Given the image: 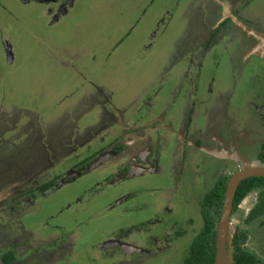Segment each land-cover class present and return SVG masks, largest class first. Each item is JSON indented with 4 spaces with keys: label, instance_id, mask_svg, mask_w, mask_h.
Here are the masks:
<instances>
[{
    "label": "rangeland",
    "instance_id": "374dc122",
    "mask_svg": "<svg viewBox=\"0 0 264 264\" xmlns=\"http://www.w3.org/2000/svg\"><path fill=\"white\" fill-rule=\"evenodd\" d=\"M68 1L66 11L62 15L57 11L60 17L57 21L54 17L51 26L44 7L34 2L8 1L17 22L0 13L4 19L0 20V130H4L6 122L10 127L8 121L18 118L12 133L14 144L4 143L0 132V188L15 187L17 181L28 178V172L41 166L36 156L40 155L37 143H34L36 148L19 146L26 139V133L29 141L33 133L43 144L44 139L54 144L68 138L70 125L76 118L69 115L75 109L68 107L79 105L76 99L83 90L78 89L80 83L86 85L91 76L106 88V93L110 90L114 93V103L120 106L135 98L134 93L143 89V81L149 82L147 87L157 83L148 96L152 99H145L143 105L150 103L154 111L149 114L160 111L168 115L159 124L162 136L176 138L182 111L194 121L192 125L196 123L189 129L193 135L191 142L202 138L199 134L208 119L212 124L214 120L228 125L233 121L238 127L245 124L253 135L264 137V51H256L261 44L256 47L252 41L246 42L240 37L241 31L230 23L226 29L228 35L226 32L215 34L207 52L200 48L206 40L207 29L220 17L227 1ZM238 6L243 12H238L235 24L246 28L244 35L258 36L264 42V0H237L232 6L234 15ZM4 41L10 44L11 61ZM241 52V57L236 59L234 55ZM241 64L248 66L243 68ZM164 68L165 79H156ZM121 90L124 94H115ZM68 94L75 101L68 99ZM86 101L81 104L84 109L92 106L87 107ZM91 103L95 108L96 100L92 99ZM95 115L86 116L80 127L96 120ZM185 118L183 124H186ZM206 128L211 132H205V136L216 131L213 125ZM39 130L41 135L37 133ZM258 136H244V142L251 148L233 145V136L226 138L221 149L202 140L201 147L190 143L188 156L192 170L178 183L181 185H178V204L173 200L170 179L159 175L141 179L150 187L149 191L112 208L96 204L82 209L76 203L77 197L87 195L104 176L99 171L83 175L60 190L54 191L51 184L47 188L42 186L41 195L32 197L34 205L21 209L19 215L15 211L1 212L3 220L12 225L4 222L7 228L0 226V253L12 251L18 264H125V261L126 264H182L192 240L203 227L202 198L220 176L230 177L241 167L235 151L243 152L250 164L257 162ZM75 160L66 156L60 162L62 167H68ZM178 167V170L186 169L183 164ZM55 173L56 169L51 170L47 177ZM139 181L122 182L113 195L132 191L131 186ZM46 192L50 195H45ZM260 192H251L232 214L230 233L234 236L237 231L246 232V249L264 264V218L246 223ZM168 208L172 211L170 217L166 213ZM139 224L144 227L141 229L144 240L134 233L135 237L128 236L127 242L136 243L149 255H137L140 257L129 261L124 260L128 257L118 256L116 251L104 247L103 241ZM7 240L11 243L5 250Z\"/></svg>",
    "mask_w": 264,
    "mask_h": 264
},
{
    "label": "flooded vegetation",
    "instance_id": "af4514ba",
    "mask_svg": "<svg viewBox=\"0 0 264 264\" xmlns=\"http://www.w3.org/2000/svg\"><path fill=\"white\" fill-rule=\"evenodd\" d=\"M8 1L9 0H0V13L5 18H7L6 16H9L13 21L17 22L18 18L16 17L15 13L12 12V10L9 8ZM19 1L24 4H31L34 2L43 6L44 13L49 15L51 19V21H49L48 23L50 25L48 26H51L53 23L52 19H54L55 17V20L57 21L60 17L56 14V12L58 11L60 15H62L66 11V4L68 0ZM70 1L72 0H69L68 2ZM200 1L202 2L203 0H199V2ZM225 1H227V4L222 6L221 15L220 17L218 16L219 18L217 17L218 19L216 20V22L210 24L211 27H209L207 29V32L205 33L206 43L204 45L201 43L200 48H203V51L207 52V50H209V47L213 43V36L215 34L218 35L220 32H226L228 30L227 26L231 23L233 26H235L241 31L239 32L240 37H243L246 42L252 41V43L256 47H259L257 46V44L260 43V50H255L258 52H263L264 49L262 48H264V42L261 40L263 38H260L258 36L256 37L254 35L249 38L248 36L244 35V31L246 28H243V26L239 23L235 24V20L237 19V17H239L238 12H243L240 9L241 6H238V11L236 10V15L232 13V6L236 3L237 0ZM191 7L193 8L194 6ZM231 14L233 15V17L230 18ZM227 16L233 20V23L230 19H228ZM0 20L3 21L4 19L0 18ZM1 23L4 24V22ZM246 32L249 33L248 30ZM232 36L233 35H231V37ZM249 47H251V45ZM4 48L8 55V60L11 61L13 59L11 53L12 51L10 44L7 41H4ZM241 55L242 52L239 54L236 53L234 57L236 56V59H238L241 57ZM228 57L232 59L233 55L228 54ZM253 57L254 56H252V58ZM189 59L191 60V58ZM241 65L243 66V68H247L246 66H248L246 64ZM202 67L203 65H201V68ZM188 69H190V67ZM164 74L165 68L163 69V71L156 75V79H165L162 77ZM91 77L93 78L94 76ZM91 77H89V82L85 83L86 85H84V83H80V87L78 89L82 90L83 88V90L80 93L81 96L76 99V103H78V100L79 105L68 107V109L71 110L75 109L74 111H70L72 113L69 115L76 116V118L74 117L70 125L67 139L65 138L63 141L54 144H51V141L44 139L45 144H43L41 140L34 137L33 133H31L33 138L29 141V133L24 132L26 133V139L21 140V142L26 143V145L22 143L19 144V146L36 148L35 144L37 143V148H40V155L38 156L37 154L36 156L39 157V161L41 160V166H39L34 172H28V178L25 181H17L18 183L15 187L9 189L4 187L0 188V226L7 228V225H12V223H7L3 220V218L1 217V212H6L9 210L13 213L15 211V214L19 215L21 213V209L34 205L32 197H35V194H40L39 190H41L42 186L47 188L50 187L49 185L51 184V188H54V191L60 190L61 188L65 187L67 184L75 181L76 179H80L83 175H88L94 171H99V173L104 174V176L95 183V186L90 189L87 195H85L83 198L77 197L75 199L77 204L82 205V209L83 207L87 209L91 208L93 205L96 204L102 206L105 205L106 207L109 206V208H112L114 204L119 205L122 204V202L129 201L131 199H136L139 195H141V193L150 190L149 186H146V184L141 182L143 178L147 175H159V177L163 176L169 178L171 182L170 186H172V188L174 189L173 191L175 196H173V200L175 204H178V183L181 180L185 179L186 176L189 175L188 172L192 170V167L190 166L191 161L189 160L190 155L188 156V149H190L189 146H191V144H194L197 147H201L200 140H202L207 143H211L214 147L221 149L222 147L224 148V141L226 140V138H228V136H233L235 137V142L233 143L232 138L230 141L233 143V145H236V143H238L243 148H251V146H248L244 142V136H258L253 135L252 131H250V128H248L245 124L238 127V125L236 126L233 121L232 125H228L227 123L225 124L221 121L217 122L215 120L212 124V122L209 121L210 119H208L205 126L202 127L203 130L200 131L199 134V137L202 138L200 140L199 138H196L191 142L190 138L193 135H190L189 129L194 121L191 118H188L189 116L187 117L188 113H182V111L179 127L180 130L176 133V138L172 139L168 134L167 136L166 134L165 136H162L160 133L161 125L159 124H163L165 120L168 119V115H166L164 112L161 113L160 111L155 113L154 115L149 114L151 113V111H154L152 110L153 108L150 107V103H147L146 107L145 105H143L145 99H152V97L148 96L152 94V90L155 88L157 83L154 86L147 87V84L149 82L143 83V81V89L137 93H134L135 98L132 100H128L127 104L120 106V104L118 105L117 103H114V93L110 90L111 86L109 87L110 91L106 93V88L99 86V83ZM87 84L92 87L93 91L88 89ZM200 90H202L201 85ZM84 93H87V97L84 96ZM222 93H220V95H222ZM71 94H68V99L75 101L71 99ZM115 94H124V91L121 90L120 92H116ZM92 99H94V102L96 100L95 108H92L94 104L91 103ZM83 100H87V107H89V104H91L92 106L87 109H84L81 106ZM140 100L143 101L141 102ZM151 106L153 107V104ZM155 107L157 106H154V108ZM90 114H96V120L90 122V124H88L87 126L84 125L83 127H80V123L82 122V120ZM184 116H186V124H183ZM8 122L11 123L10 127H7L8 123L6 122L4 128L5 131L2 129L0 130L3 138L2 141L4 143L14 144L16 141L12 139L14 136L12 133L16 130L15 128L18 124V118L12 119ZM77 123L79 126L77 125ZM182 125L183 128H181ZM212 125L215 127L216 131H214V133L210 135L205 136L204 133L208 132L206 127H208L209 129V127ZM195 126L196 123L192 125L193 128ZM164 127L167 129H171L168 125H165ZM32 131L35 130L32 129ZM37 133H39L40 135L42 134L40 130ZM7 135L8 137L5 138ZM214 135L217 139L213 138ZM258 141L259 144L255 146H258L260 150V146L264 143V137L258 136ZM18 147L16 149H18ZM199 149L200 148H198V150ZM77 152H81L80 155L76 154ZM167 153L170 154V156ZM240 153L242 154L243 152L240 151ZM66 156L69 159L73 158L74 160L75 158L76 160L68 167H62L60 161L63 157ZM184 157L186 158L185 162L183 160ZM100 159L102 160V162L94 166V163H96ZM180 163L185 165L186 169L181 167L178 170V166L181 165ZM54 169H56L57 173H55L53 177H47L49 175V172ZM49 178L51 179L49 180ZM136 180L140 181L135 182L131 186L132 191L119 192L116 195H113V191L117 192V188L120 187L119 185H121L122 182H134ZM161 186L162 185L160 184L157 187ZM110 192L111 195H109ZM45 195L49 196L50 193L46 192ZM108 201H111V203H109ZM138 208H140V206ZM171 212L172 211L168 208L166 212L168 214L167 217H170L169 215ZM4 222L7 223V225H4ZM141 226L142 224H139L137 227L134 226L127 231H120L119 233H117V236H112L105 241H118L122 245L139 248L136 243L127 242V237L131 236L134 238L135 236H133V234L136 233L135 235H141L142 239L144 240L143 235L141 234V232L144 231L141 229H144V227ZM167 237L168 235H166V238ZM8 243H11L10 240H7L6 244H4L5 250L9 247ZM119 243L109 248L111 251H116L117 254H119L118 256L128 257L124 258V260L131 259L129 261H133L134 258L140 257L142 254H150L149 252L143 253L144 251L140 248L139 249L142 252L130 250V248L122 247ZM65 245L69 244L67 243ZM9 253H11L12 259L10 262H5L4 259ZM114 254L115 253H113V255ZM16 257L17 256H15L12 251L7 253H0V262L2 264H15L16 262H18L16 260ZM124 263L126 264V261Z\"/></svg>",
    "mask_w": 264,
    "mask_h": 264
},
{
    "label": "trees",
    "instance_id": "16d2710c",
    "mask_svg": "<svg viewBox=\"0 0 264 264\" xmlns=\"http://www.w3.org/2000/svg\"><path fill=\"white\" fill-rule=\"evenodd\" d=\"M257 161L264 165V143L260 146ZM228 176L220 177L206 192L201 201L200 214L203 219V227L192 240L187 256L182 264H213L215 257L216 226L218 223L221 206L224 199ZM260 190L257 202L250 211L246 223L250 224L260 218H264V178H249L242 181L236 191L233 202L234 214L241 202L253 191ZM248 235L244 231H237L232 239L233 264H262L255 254L246 249ZM11 253L4 259L10 262Z\"/></svg>",
    "mask_w": 264,
    "mask_h": 264
},
{
    "label": "water",
    "instance_id": "95a60500",
    "mask_svg": "<svg viewBox=\"0 0 264 264\" xmlns=\"http://www.w3.org/2000/svg\"><path fill=\"white\" fill-rule=\"evenodd\" d=\"M235 153L241 167L229 177V180L226 184L224 199L216 226L215 257L213 264H233V236L230 233V226L233 212V202L239 184L249 178H264V165L259 163V161H257L255 164H250V162L245 159L240 152L235 151ZM101 162V159L98 160L96 163H94V166L100 164ZM118 243V241H108L104 243V246L109 248ZM120 245L122 247L130 248V250L133 251L142 252L137 247L126 246L122 244Z\"/></svg>",
    "mask_w": 264,
    "mask_h": 264
},
{
    "label": "crops",
    "instance_id": "0c3cea01",
    "mask_svg": "<svg viewBox=\"0 0 264 264\" xmlns=\"http://www.w3.org/2000/svg\"><path fill=\"white\" fill-rule=\"evenodd\" d=\"M122 42H123V39L120 40L119 45H120ZM202 44L204 45V44H205V41H204ZM208 132H211V131L208 130ZM220 134H221V133H220ZM213 138L217 139L216 136H214ZM209 142H211V141H209ZM210 144H211V143H210ZM107 242H108V241H107ZM103 243H106V241H103Z\"/></svg>",
    "mask_w": 264,
    "mask_h": 264
}]
</instances>
